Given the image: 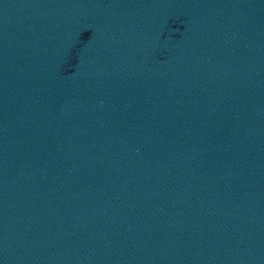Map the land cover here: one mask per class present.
I'll use <instances>...</instances> for the list:
<instances>
[{"label":"water","instance_id":"obj_1","mask_svg":"<svg viewBox=\"0 0 264 264\" xmlns=\"http://www.w3.org/2000/svg\"><path fill=\"white\" fill-rule=\"evenodd\" d=\"M0 264H264V0H0Z\"/></svg>","mask_w":264,"mask_h":264}]
</instances>
